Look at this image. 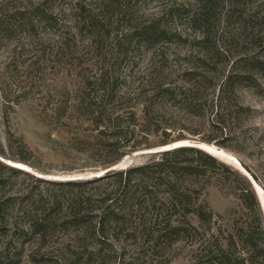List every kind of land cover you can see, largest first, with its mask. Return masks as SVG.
<instances>
[{
  "label": "rangeland",
  "instance_id": "obj_1",
  "mask_svg": "<svg viewBox=\"0 0 264 264\" xmlns=\"http://www.w3.org/2000/svg\"><path fill=\"white\" fill-rule=\"evenodd\" d=\"M51 2L58 26L39 36L51 48L62 44L64 55H49L30 69L24 64L29 47L15 48L18 37L0 41V85L10 92L7 103L0 94V264H197L211 233L222 242L234 232L244 209L228 184L216 183L202 196L218 216L191 241L168 246L139 235L118 241L108 236L100 251L83 227L69 222L78 192L56 183L92 179L104 169L97 154L82 150L81 141L94 133L84 115L58 117L53 109L99 70H108L119 84L123 123L130 110L141 122L139 102L156 84L192 89L193 96L162 104L155 116L168 140L204 143L200 148L225 165L223 173L246 177L238 161L251 168L257 181L246 178L264 232V0ZM149 26L164 31L165 38L147 43L132 37ZM227 80L228 106L221 108L217 98ZM16 98L21 100L14 104ZM238 104L251 112L238 111ZM217 118L226 124L222 137ZM210 137L215 140L205 142ZM136 138L150 148L125 154L110 172L146 162L164 135ZM98 185H87L86 192L98 194L103 189Z\"/></svg>",
  "mask_w": 264,
  "mask_h": 264
},
{
  "label": "trees",
  "instance_id": "obj_2",
  "mask_svg": "<svg viewBox=\"0 0 264 264\" xmlns=\"http://www.w3.org/2000/svg\"><path fill=\"white\" fill-rule=\"evenodd\" d=\"M57 26L51 0H0V41L18 37L15 48L24 50L29 47L24 64L30 69L44 63L49 55L54 58L64 55L62 44L51 48L39 36L40 32H54ZM133 36L147 43L165 38L164 31L154 26L135 30ZM259 65L263 67L262 63ZM228 84L227 80L219 89L217 100L220 107L223 104L228 106L224 97ZM186 90L178 92L176 86L169 84L154 85L150 94L139 102L141 122L130 110L127 123H123L119 84L108 70H99L97 76L83 79L73 97L53 110L58 117L67 113L69 119L75 118V114L84 115L94 133L81 141L84 144L82 150L97 154L99 167L108 169L125 154L150 148L142 145L137 134L141 133L147 140L153 134L163 133L164 138L158 147L181 140L167 139L168 134L155 112L166 102L194 95L189 87ZM0 94L4 102H9L10 92L7 93L1 85ZM18 96L25 98V92L18 93ZM20 100L16 98L13 103ZM237 110L247 115L252 109L238 104ZM216 122L222 124L219 128L222 137L225 121L217 118ZM214 140L210 137L205 142ZM200 149L178 147L155 152L142 164L108 172L101 177L56 183L60 188L78 192L69 222L76 228L83 227L86 238L100 244V251L108 242V236L118 241L121 237L135 240L139 235L151 238L157 245L168 246L191 241L199 234V228L210 230L213 217L218 216L203 199L205 188L215 183L220 186L228 184L244 210L234 222V232L222 237V242L214 233L205 239L206 253L197 264H264L262 217L248 179L235 172H229L232 176L223 173L225 165ZM17 160L25 162L27 158ZM216 172L222 177H217ZM95 182H99L102 191L87 193L86 186ZM191 216L195 217L197 225L191 222Z\"/></svg>",
  "mask_w": 264,
  "mask_h": 264
},
{
  "label": "water",
  "instance_id": "obj_3",
  "mask_svg": "<svg viewBox=\"0 0 264 264\" xmlns=\"http://www.w3.org/2000/svg\"><path fill=\"white\" fill-rule=\"evenodd\" d=\"M201 144L202 143H200V142L179 140V141L167 144L165 146L159 147V148L155 149L154 151H150L149 153L171 150V149H175L178 147H194V148L200 149ZM238 163H239L240 167L242 168V171L245 174V176L248 179H250L252 182L255 183V181H257V177H256L255 173L251 170V168L248 166H242V164L239 161H238ZM14 167L19 168L17 166H14ZM115 168H116V165H113V166L109 167L108 169H104L100 173L92 176L91 178L101 177V176L105 175L106 173L114 170ZM71 180H73V179H71Z\"/></svg>",
  "mask_w": 264,
  "mask_h": 264
},
{
  "label": "bare ground",
  "instance_id": "obj_4",
  "mask_svg": "<svg viewBox=\"0 0 264 264\" xmlns=\"http://www.w3.org/2000/svg\"><path fill=\"white\" fill-rule=\"evenodd\" d=\"M201 145H205V144H201Z\"/></svg>",
  "mask_w": 264,
  "mask_h": 264
}]
</instances>
